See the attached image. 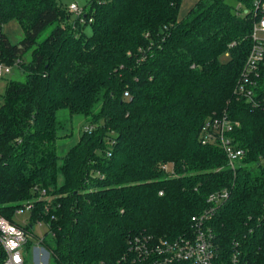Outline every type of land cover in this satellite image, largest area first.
Listing matches in <instances>:
<instances>
[{"label":"trees","instance_id":"16d2710c","mask_svg":"<svg viewBox=\"0 0 264 264\" xmlns=\"http://www.w3.org/2000/svg\"><path fill=\"white\" fill-rule=\"evenodd\" d=\"M235 1L197 0L181 17L183 0H91L72 19L58 0H0V63L27 74L8 82L0 104V217L29 236L46 224L38 244L50 264H119L131 236L194 233L203 211L215 264H264V100L235 90L253 43V0ZM12 20L25 32L16 44L3 32ZM63 109L88 124L60 156ZM224 112L246 152L235 169L201 137ZM221 192L226 199L208 202ZM23 209L28 225L14 219Z\"/></svg>","mask_w":264,"mask_h":264},{"label":"built area","instance_id":"2783aa9c","mask_svg":"<svg viewBox=\"0 0 264 264\" xmlns=\"http://www.w3.org/2000/svg\"><path fill=\"white\" fill-rule=\"evenodd\" d=\"M70 10L77 12L78 15L81 14L76 4H72ZM248 12L254 18L253 43L235 90L248 102L259 104L261 100H264V0H253L252 7L246 13ZM12 68V66L0 63V77L9 74ZM234 127L235 122L228 113L224 112L207 120L201 132L203 143L214 142L223 148L232 169L241 164L246 153L244 149L233 144L230 134ZM86 129L89 130L91 127ZM261 164H264V158ZM167 168L168 166L164 165V169ZM42 194L45 195L46 191L43 190ZM227 196L226 192L213 194L208 202L218 203ZM31 207L29 205L27 209ZM22 212L24 210L19 211V213ZM209 220V212L203 211L193 216L194 233L175 239L143 234L133 235L128 239L127 251L121 257L119 264H174L178 262L215 264L217 250L213 230L208 224ZM28 238L29 235L24 228L0 217V243L6 252L3 264L24 263L25 245ZM41 249L47 253L49 259V252L43 247Z\"/></svg>","mask_w":264,"mask_h":264},{"label":"rangeland","instance_id":"374dc122","mask_svg":"<svg viewBox=\"0 0 264 264\" xmlns=\"http://www.w3.org/2000/svg\"><path fill=\"white\" fill-rule=\"evenodd\" d=\"M59 3L63 4L66 7H70L72 4H76L79 9L80 13L83 15L85 11L88 9V5L90 4L91 0H58ZM228 2L233 6L236 7L238 2L235 0H228ZM244 8V5H241ZM80 15V16H82ZM77 12L72 13V19L76 17H80ZM87 21L81 17L80 19V29L87 35H91L92 27L90 24H87ZM3 32L8 36L9 40L12 43H19L25 36L24 29L22 25L17 20L9 21L8 23L3 25ZM49 30L41 36V39L45 38ZM32 51H29L25 57L24 61L28 62L31 59ZM229 59L228 54L221 56V61L225 62ZM24 67H20L18 65L13 66L11 72L3 77H0V104L3 102V95L5 94V90L7 88V84L10 80L15 81H26L27 74L24 71ZM57 118L61 121L63 125V129L58 134L61 135V138L56 142L57 144V151L60 156H64L68 148L74 145L78 139L80 134L82 133L84 127L88 124V121L85 117L81 115H74L71 116L67 110H59L57 112ZM24 210V209H23ZM15 221L22 224L28 225L29 223V211H24L22 213H17L14 217ZM48 232V227L44 223L36 224L33 228V234H30L29 240L33 243V248L31 251L25 250L27 259L30 264H50V255L47 258V253L42 250L43 246L38 245V242L45 236ZM40 249L39 251H37ZM37 252V253H36ZM36 253V254H35ZM49 254V253H48ZM36 256V257H35ZM36 260V262H35Z\"/></svg>","mask_w":264,"mask_h":264},{"label":"crops","instance_id":"0c3cea01","mask_svg":"<svg viewBox=\"0 0 264 264\" xmlns=\"http://www.w3.org/2000/svg\"><path fill=\"white\" fill-rule=\"evenodd\" d=\"M197 0H183L181 10H180V16L184 17L190 9L194 6Z\"/></svg>","mask_w":264,"mask_h":264}]
</instances>
